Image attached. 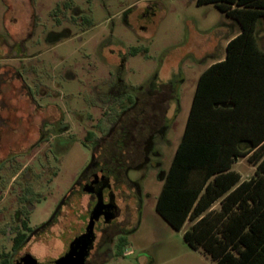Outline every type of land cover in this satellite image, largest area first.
<instances>
[{
    "label": "rangeland",
    "instance_id": "obj_1",
    "mask_svg": "<svg viewBox=\"0 0 264 264\" xmlns=\"http://www.w3.org/2000/svg\"><path fill=\"white\" fill-rule=\"evenodd\" d=\"M145 6L149 18L138 20ZM125 9H134L128 22ZM240 31L198 0H0V262L22 264L31 252L53 262L95 203L76 187L100 173L121 216L97 264H215L156 204L199 77ZM258 41L264 49L263 24ZM240 168L255 172L247 159ZM22 221L53 228L14 249Z\"/></svg>",
    "mask_w": 264,
    "mask_h": 264
},
{
    "label": "trees",
    "instance_id": "obj_2",
    "mask_svg": "<svg viewBox=\"0 0 264 264\" xmlns=\"http://www.w3.org/2000/svg\"><path fill=\"white\" fill-rule=\"evenodd\" d=\"M198 3L215 4L241 31L199 77L156 210L177 231L195 221L184 239L215 264H264V49L258 41L264 0ZM244 157L256 168L246 180L233 169ZM218 200L220 208L211 209ZM25 238L20 232L13 248Z\"/></svg>",
    "mask_w": 264,
    "mask_h": 264
},
{
    "label": "flooded vegetation",
    "instance_id": "obj_3",
    "mask_svg": "<svg viewBox=\"0 0 264 264\" xmlns=\"http://www.w3.org/2000/svg\"><path fill=\"white\" fill-rule=\"evenodd\" d=\"M152 10L151 6H145L143 8V11H141L139 14H137L136 18L138 20H146L149 18L150 11ZM11 11V14L7 16V24L8 25H14L17 23L18 19L15 18V15H12L13 9H9L8 12ZM134 9H125L123 14V19L128 22L129 17L133 14ZM9 28V27H8ZM31 26L29 25V33L32 31L30 30ZM10 35L12 36V39L15 40L14 34L12 33L11 29ZM12 50V48H10ZM143 102V101H142ZM97 155H95V162H99L97 159ZM91 169V168H89ZM97 180L96 184L91 187V183L93 181ZM90 185V186H89ZM90 187L92 188V192L89 194L92 195L95 198V203L92 206L90 210V217L92 215L93 209L95 208L96 204L98 203L99 199H102L104 208L103 213L101 214L100 218L96 220L95 225L93 227V230L90 231L87 226L82 229L81 231L73 229L71 231L70 236L67 237L66 242H64V246L62 248V251L60 252V255H58L57 258L53 260L50 264H97V254L99 251L100 243L104 241L106 238H110L111 236H114V234L120 232L119 222L115 224V221L120 218V208L118 207L115 196L111 192L109 195L106 193L107 190H112V184L111 179L105 175L97 173L94 176H89L88 174H84L81 178L78 186L76 189H82L85 191V188ZM86 192V191H85ZM88 193V192H87ZM111 205V206H109ZM17 220H21V217H16ZM24 221H22V229L18 230L15 234V237L20 233L23 232L26 234V238L22 244V246H29L32 245L35 242H39V240L42 239L49 234V231L51 228H53V225L45 226L40 228L39 230L35 231L31 227L25 228ZM100 223L98 227H96V224ZM62 233H66V230H62ZM67 234V233H66ZM62 234H60L61 236ZM33 239H36V241H33ZM44 240V239H43ZM14 243V242H13ZM117 246L122 248L125 246L123 244L122 240H119L117 242ZM32 250V248L30 249ZM72 251V256L69 259L64 260V257ZM35 259L38 261V258L36 257L35 253H29V255L24 259L23 263H25L28 259ZM22 263V264H23ZM40 264V263H39Z\"/></svg>",
    "mask_w": 264,
    "mask_h": 264
},
{
    "label": "water",
    "instance_id": "obj_4",
    "mask_svg": "<svg viewBox=\"0 0 264 264\" xmlns=\"http://www.w3.org/2000/svg\"><path fill=\"white\" fill-rule=\"evenodd\" d=\"M96 182H97V180L93 181V182L91 183V187L94 186V185L96 184ZM89 186H90V185H89ZM85 191L88 192V193H90V192H92L93 190H92V188L87 187V188H85ZM109 206H111V205H109ZM103 208H104L103 201H102V199H99V201H98V203L96 204L95 208L93 209L92 215H91V217H90V223H89V226H88V228H89L90 231L93 230V227H94V225H95L96 220H98V219L100 218L101 214L103 213V212H102V211H103ZM71 256H72V251H70V252L64 257V260L69 259ZM23 264H39V263L37 262V260L31 258V259H28V260H27L25 263H23Z\"/></svg>",
    "mask_w": 264,
    "mask_h": 264
},
{
    "label": "crops",
    "instance_id": "obj_5",
    "mask_svg": "<svg viewBox=\"0 0 264 264\" xmlns=\"http://www.w3.org/2000/svg\"><path fill=\"white\" fill-rule=\"evenodd\" d=\"M240 33V32H239ZM238 33V34H239ZM242 159H247V157H244V158H241V159H239L234 165H233V169H234V167L235 166H238L239 165V167H241V163H242ZM248 160V159H247ZM250 163V162H249ZM251 164V163H250ZM254 166V165H253ZM255 167V166H254ZM256 169V168H255ZM234 170H236L237 172H239L240 174H241V176H242V180H246V179H250L253 175H251V176H249V174L248 173H246V172H244V171H242L241 170V168H240V170L242 171V172H244L243 174L240 172V171H238V169H234ZM255 173V172H254ZM221 203V200H218L217 202H215L214 204H213V206L211 207V209H214V210H218L219 208H220V204ZM190 223V225H189V227H187V225ZM195 223V221H187L186 223H185V225L183 226V228H185V231L187 230V229H189L193 224ZM182 228V229H183ZM184 231V232H185Z\"/></svg>",
    "mask_w": 264,
    "mask_h": 264
}]
</instances>
